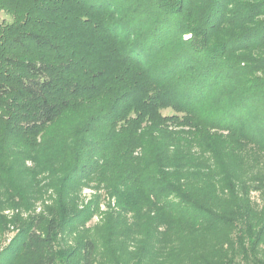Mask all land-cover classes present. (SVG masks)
<instances>
[{
	"label": "trees",
	"instance_id": "16d2710c",
	"mask_svg": "<svg viewBox=\"0 0 264 264\" xmlns=\"http://www.w3.org/2000/svg\"><path fill=\"white\" fill-rule=\"evenodd\" d=\"M1 13L8 20L0 24V108L12 98L26 103L24 110L12 109L26 128L57 119L53 98L59 89L85 94L109 75L120 91L112 111L127 103L116 116L120 127L188 137L202 129L223 131L264 147V0H0ZM108 13L116 19L106 21ZM64 24L98 40L84 57L66 55L57 44ZM33 49H51L63 62L55 66ZM92 52H104L111 65L94 70ZM81 63L86 75L76 78ZM163 109L173 113L165 116ZM161 176L153 185L160 189L148 193L153 206L176 215L172 245L186 256L184 264H264V210L254 214L248 201L227 211L197 198L189 182ZM117 194L121 203L124 195ZM58 229L55 219L46 227L43 220L31 221L17 246L0 253V264H95V242L84 241L74 263L73 251L59 249ZM195 244L210 248L205 259L192 263ZM214 248L220 253L209 259Z\"/></svg>",
	"mask_w": 264,
	"mask_h": 264
},
{
	"label": "rangeland",
	"instance_id": "374dc122",
	"mask_svg": "<svg viewBox=\"0 0 264 264\" xmlns=\"http://www.w3.org/2000/svg\"><path fill=\"white\" fill-rule=\"evenodd\" d=\"M106 16V21L116 19L110 13ZM3 20L8 17L1 13L0 24ZM62 26L57 44L66 55L73 53L80 59L92 42H98L91 32ZM46 29L57 32L54 25ZM113 39L115 45L118 40ZM33 50L36 57L55 66L63 62L51 49ZM103 53L93 57L90 53L94 70L106 64ZM79 67L76 78L86 75L82 63ZM115 86L106 75L85 94L73 96L59 89L53 98L60 109L57 119L32 130L21 125L12 111L14 107L24 110L26 103L12 98L0 108L1 254L17 246L31 221L43 220L46 227L55 219L59 249L73 251L74 263L80 257L77 249L92 240L95 264H184L186 256H178L172 245L176 215L153 206V195L148 193L158 187L153 185L162 180L161 173L189 182L197 198L227 211L248 201L255 206L254 214L264 210V147L232 139L223 131L202 129L188 137L120 127L116 116L127 103L121 101V109L118 105L119 110L112 111L120 94ZM206 110L210 106L200 111L201 118ZM162 113L169 116L173 111ZM117 193L124 195L121 203ZM195 245L198 251L190 258L192 263L205 259L210 248ZM219 253L214 248L207 257L214 259Z\"/></svg>",
	"mask_w": 264,
	"mask_h": 264
}]
</instances>
